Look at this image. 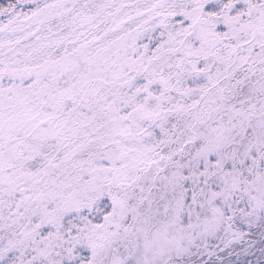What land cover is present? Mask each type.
<instances>
[{
  "label": "snow or ice",
  "instance_id": "1",
  "mask_svg": "<svg viewBox=\"0 0 264 264\" xmlns=\"http://www.w3.org/2000/svg\"><path fill=\"white\" fill-rule=\"evenodd\" d=\"M0 264H264V0H0Z\"/></svg>",
  "mask_w": 264,
  "mask_h": 264
}]
</instances>
